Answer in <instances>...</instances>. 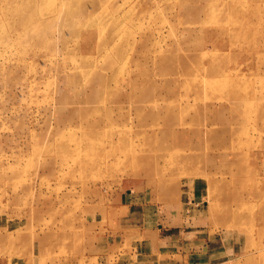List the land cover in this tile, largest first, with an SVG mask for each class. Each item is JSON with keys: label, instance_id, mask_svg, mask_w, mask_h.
Returning <instances> with one entry per match:
<instances>
[{"label": "rangeland", "instance_id": "obj_1", "mask_svg": "<svg viewBox=\"0 0 264 264\" xmlns=\"http://www.w3.org/2000/svg\"><path fill=\"white\" fill-rule=\"evenodd\" d=\"M0 264H264V0H0Z\"/></svg>", "mask_w": 264, "mask_h": 264}, {"label": "bare ground", "instance_id": "obj_2", "mask_svg": "<svg viewBox=\"0 0 264 264\" xmlns=\"http://www.w3.org/2000/svg\"><path fill=\"white\" fill-rule=\"evenodd\" d=\"M107 70H108V69H107ZM90 71H91V70H90ZM137 110H138V109H137ZM167 117L170 118L169 116H167ZM168 120H169V119H168ZM137 121H138V120H137ZM139 127H140V126H139ZM90 131H91V130H89V132H90ZM97 131H98V130H97ZM93 139H94V138H93ZM94 140H95V139H94ZM94 140H93V141H94ZM96 140H97V139H96ZM96 140H95V141H96ZM89 143H90V142H89ZM89 146H90V145H89ZM98 146H99V145H98ZM100 147H101V146H100ZM97 148H99V147H97ZM104 149H105V148H104ZM92 150H93V149H92ZM96 151H97V149H96ZM93 153H94V151H93ZM111 153H112V152H111ZM85 157H86V156H85ZM96 157H98V156H96ZM158 157H159V156L157 155L156 158H155V157H153V158H155V160H157ZM184 157H185V158H184ZM184 157H181V158L185 160V159H186V156H184ZM84 159H85V158H84ZM86 159H88V158H86ZM82 160H83V159H82ZM82 160H81V161H82ZM164 160H165V159H164ZM177 160H178V158H177ZM88 161H89V160H88ZM175 161H176V160H175ZM84 162H85V160H84ZM91 162H92V161H91Z\"/></svg>", "mask_w": 264, "mask_h": 264}]
</instances>
